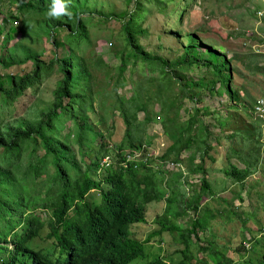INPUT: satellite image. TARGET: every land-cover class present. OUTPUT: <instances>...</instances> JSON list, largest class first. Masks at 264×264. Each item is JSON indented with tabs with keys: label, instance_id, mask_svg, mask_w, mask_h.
Returning a JSON list of instances; mask_svg holds the SVG:
<instances>
[{
	"label": "rangeland",
	"instance_id": "rangeland-1",
	"mask_svg": "<svg viewBox=\"0 0 264 264\" xmlns=\"http://www.w3.org/2000/svg\"><path fill=\"white\" fill-rule=\"evenodd\" d=\"M19 1L36 4L38 0H0V52L3 55L14 54L18 61L23 60L29 50L37 53L43 62L39 68L41 79L36 85L37 89L36 86L28 89L17 100L8 101L4 95H0V123L3 122L1 125L5 128L14 124L23 127L27 122H44L45 117L41 118V112L49 109L53 91L63 78L60 66L53 61H82L93 76L91 90H84L80 81L74 92L81 99L87 96V106L92 103L93 110L88 112L90 124L102 136L90 143L89 152L87 147H75L77 129L71 116L56 110L59 118L53 121V126L51 124L52 131L60 129L57 132L59 139L71 134L69 144L82 170V173L70 170L71 179L83 175L87 165L92 162L91 158L99 153L101 144L114 148L121 146L126 125L120 114V106L133 98L137 91L146 108L154 115V122L149 125L145 137L149 144L147 155L152 153L161 157L172 144L169 131H174L175 126L162 112L163 100L170 97L176 99L178 104H183L170 112L171 120L176 118L178 121L175 122L180 125L187 123L196 108H206V112L199 117L202 125L210 131L207 144L213 148L216 144L219 146L210 151L204 160L205 169L210 175L207 179L210 189H205L204 185L201 188L195 186L191 198L181 188L176 205L171 210L175 212L184 208V211L179 215L170 212L166 219L160 221L158 216L166 211L164 204L160 205L158 200L147 204L148 215L152 206H160L151 212V216L156 217L155 221L152 225H148L147 221L138 228L132 225L130 232L132 237L146 245L148 259H136L130 264H151L157 258L178 264L184 259L182 251H186L188 260L194 264L229 261L232 264H257L262 261L264 124L255 120L252 109L257 100L264 99V18L259 19L256 14L263 7L264 0H64L70 15H62L59 19L48 15L53 0H47L49 6L43 0L40 10H21L18 8ZM76 13H80L85 23L90 41H81L78 35L71 33L72 29L68 25L72 23L69 19ZM130 16H133L135 30L143 31L138 34L143 49L154 58L165 59L170 64L182 60L186 47L190 45L189 35H194L200 41L191 50L193 59H198L200 63L203 60L213 63L223 60L208 46L225 54L230 62L232 88L239 96V100L234 101V107L220 83L215 87L211 85V81L216 79L211 70L203 66H195L187 71L184 70L185 65L172 67L175 72L183 73L188 80L187 85L205 78L202 91L197 87L192 88L191 94L194 96L200 93V100L194 101L179 96L182 87L174 81L173 74L132 56L122 28ZM122 63L125 64L124 70L121 68ZM33 74V62L9 70L0 66V83L5 90H9L12 76L22 78ZM6 101L8 104H5ZM67 102L64 101V104ZM142 118L143 114L140 113L139 120ZM79 122H82V117ZM258 126L262 130L260 138ZM195 131L196 134L208 133L199 127ZM87 134V138H91L92 133ZM45 135L50 136L51 132H45ZM196 149L197 146H193L190 152L184 153L182 160L188 159L190 164L194 154L199 163L203 152ZM258 152L263 162L256 174L245 183L234 185L226 175L229 165L244 169L235 155L249 158L256 157ZM42 159L47 162V168L36 179L30 167H36ZM21 162L23 179H19L17 188L23 185L30 188L28 193L22 192L21 195L36 200L31 208L47 220L51 216V208L39 207L55 194L54 189L50 192L47 189L49 176L54 171L51 158L45 155L40 141L35 143L30 140L26 142ZM182 173L184 175L183 170ZM91 177L97 179L94 173ZM186 178L189 179L188 176ZM195 195L199 197L198 206L194 208L186 205ZM0 198L4 201L9 199L3 188L0 189ZM86 201L95 208L101 204L102 195L99 191H92ZM196 222H200V226L194 229ZM188 231L193 232L191 240L184 241L182 236ZM47 232L48 227L45 225L35 241L37 248H48L51 240L46 239ZM248 237L252 238L249 251L243 247ZM10 246L13 247L12 244Z\"/></svg>",
	"mask_w": 264,
	"mask_h": 264
},
{
	"label": "trees",
	"instance_id": "trees-1",
	"mask_svg": "<svg viewBox=\"0 0 264 264\" xmlns=\"http://www.w3.org/2000/svg\"><path fill=\"white\" fill-rule=\"evenodd\" d=\"M45 1L49 6L48 1ZM42 2L43 0H38L36 4H30L19 1L18 8L40 10ZM69 21L72 23L68 26L72 29L73 35H78L81 41H90L87 27L81 19L80 13L73 14ZM122 28L126 34L130 54L149 64L161 67L165 73L173 74L174 81L182 87L179 96L199 101L200 93L194 96L191 94L192 88L197 87L198 90H203L202 87L206 81L205 78H202L200 81L187 85L188 80L184 78L183 73L175 72L172 67L185 65L184 70L187 71L195 66H203L211 70L216 77L211 81V85L215 87L220 83L224 87V92L229 95V103L232 107H234V101L239 100L238 94L232 88L233 78L230 62L225 58V54L219 53L218 49L208 46L216 53V56L218 55V58L219 55L222 56L223 60H216V63L203 60L200 63L191 55V50L196 43L200 44V41L194 35H189L190 45L186 47L183 59L170 64L165 59L154 58L143 49L140 35H138L143 31L135 30L133 16H130ZM1 36L2 34L0 38ZM40 59L41 56L32 50H29L21 61L16 60L14 54L3 55L0 52V66L5 70L22 67L30 62H33L34 67L33 75L22 78L12 76V86L9 90H5L3 84L0 83V95H4L8 101L17 100L28 89L39 84L41 79L39 68L43 65ZM53 62L60 66L63 78L53 91V100L49 109L46 112H41V118L45 117V121L41 123L27 122L23 127L14 124L5 128L1 125L3 122L0 123V189L3 188L9 196L7 201L0 198V264H130L136 259L146 260L149 255L146 245L132 237L130 227L146 222L147 210L145 206L148 203L161 200L164 197L163 192L156 188L149 189V185L143 188L142 183L138 181L139 174L137 172L110 171L102 182L93 179L91 174H95L100 159L107 152L117 150L118 153H134L142 151L144 146L148 147L149 144L146 143L145 137L149 125L154 122V115L149 112L142 98L138 96L139 91L133 98L121 103L120 114L126 125L125 137L121 146L108 149L106 144H104L105 147L101 144L99 153H95V157L91 158L92 162L87 165L83 175L74 180L71 179L70 170L82 173L76 154L69 144L71 134L59 139L57 132L60 129L55 128V132H53L51 124L53 126V121L59 118L56 115V110L70 115V119L77 129L74 146L77 148L87 147L88 152L90 151V143L94 142L97 137L101 138L102 135L100 132H96L90 124L88 112L93 110L92 103L87 106L85 102L87 96L85 95L81 99L74 90L80 85V81H82L81 85L84 90H91L93 76L82 64V61L73 63L69 59L54 60ZM121 68L125 69L124 63L121 64ZM150 68L152 69V66ZM66 100L68 102L64 104ZM8 101L5 104H8ZM76 105L78 106L76 107ZM181 105L183 104H178L176 99L170 97L162 102V112L166 113L169 122L175 126L174 131L168 129L172 144L163 155V160H172L174 163L183 164L182 155L190 152L193 146H197L198 152H203L201 162L194 167H189L195 172L194 174L203 175L204 188L210 189L208 181L205 179L207 171L204 166L205 156H208L211 151L207 144L210 131L202 125L199 117L200 114L206 112V108H196L187 123L180 125L175 122L178 121L176 118L171 120L170 112L176 108L179 109ZM140 113L143 114L141 120H139ZM81 117L82 122H79ZM221 125L224 126V124ZM197 127L205 129V132L208 133L198 132L196 134ZM258 129L260 138L262 130L260 126ZM45 132H51V135L46 136ZM87 132L92 133L91 138H87ZM35 138L41 142L44 153L51 158L54 168L53 173L49 176L47 189L49 192L54 189L55 194L53 193L39 207L40 209L51 208V216L47 220L38 216L34 208H31L36 200L26 199L21 195L22 192L28 193L30 188L23 185L18 189L19 179H23V175H21L22 154L25 152L27 141L31 140L37 143ZM235 156L237 162L244 169H237L235 166L229 165L230 169L226 175L234 185L243 184L256 174L263 159H261L260 152L256 157ZM194 159L195 155L193 154L191 161L194 162ZM46 168L47 162L42 159L40 164L36 167L31 166L30 170L33 171L35 178L39 179ZM92 191H99L102 195L101 204L95 208H92L86 201L88 194ZM198 198L195 195L194 199L190 200V207L198 206ZM183 211L184 208L175 212L169 209L166 211V215L170 212L179 215ZM45 225L48 227L46 239L51 240V243L48 248L39 249L35 245V241L39 238L40 231ZM199 226L200 222H196L194 229ZM19 228H21L20 232H18ZM192 234V231H188L186 235L182 236V239L189 241ZM10 244L13 245L12 249ZM181 253L184 259L178 264H194L188 260L186 251ZM166 261L157 258L151 264H168ZM232 263L229 261V263L215 264ZM257 264H264V256L262 261Z\"/></svg>",
	"mask_w": 264,
	"mask_h": 264
},
{
	"label": "built area",
	"instance_id": "built-area-1",
	"mask_svg": "<svg viewBox=\"0 0 264 264\" xmlns=\"http://www.w3.org/2000/svg\"><path fill=\"white\" fill-rule=\"evenodd\" d=\"M259 19L264 18V5L262 8L256 12ZM252 115L255 120L264 124V99L257 100L252 109ZM113 147H108L112 149ZM149 147L144 146L143 150L140 152L134 153H118L117 150L107 152L103 155L99 162L98 170L96 171V176L100 179L107 174L109 171H141L143 169H148L155 171L157 174L168 173L181 174V184L184 191L189 196L192 195L193 187H202L203 177L201 176H192L184 168L182 164H177L172 161L163 160L164 156L159 157V155L149 154L147 155V150ZM166 166V169L164 167ZM184 171V175L182 173ZM186 176L189 177L186 178ZM191 192V193H190ZM246 249L250 248L248 242L244 243Z\"/></svg>",
	"mask_w": 264,
	"mask_h": 264
},
{
	"label": "crops",
	"instance_id": "crops-1",
	"mask_svg": "<svg viewBox=\"0 0 264 264\" xmlns=\"http://www.w3.org/2000/svg\"><path fill=\"white\" fill-rule=\"evenodd\" d=\"M11 44L12 43H10V45ZM208 147H210L211 151H212V150H215L216 148H218L219 146H218V144H216V147L213 148L212 146H209V144H208ZM192 162H193V160L190 162L191 164H188V159L184 160V163L186 164V166H187V168L189 170H191L190 167H194L197 164H199L201 162V158H200L199 163L196 161V159H194L193 163ZM205 170L207 171L206 176H205V179L207 180L210 175H209L208 169H205ZM190 172H191L192 176H202L203 177V175H201V174H194L195 172L193 170H191ZM138 174H139L138 181H140L142 183V187L143 188H146V186L149 185V189L156 188V189L160 190L161 192H163L164 197L161 200H159L158 203H160V205L164 204V207H165L166 211H168L174 205H176L177 195H179V191L178 190H180L182 188V186H181V175L179 173L171 174V175L167 176L166 174H168V173L157 174L155 172L145 171L144 170L143 173L139 172ZM159 179H163V180L161 181ZM168 194H169V196H168ZM151 203H154V202H151ZM151 203H148V204H151ZM189 203H190V201L186 202V205H188ZM189 206H190V204H189ZM159 207L160 206H157V205L152 206L149 215H148V211H147V220H146V222L148 221V225H152V222H154L155 218H156L154 216H151V212L156 211ZM166 211L162 215L158 216V221H160L161 219H165L166 218V216H167L166 215ZM144 223L145 222L135 224L134 228H138L141 225H143ZM166 262L168 264H170V261L167 260Z\"/></svg>",
	"mask_w": 264,
	"mask_h": 264
},
{
	"label": "clouds",
	"instance_id": "clouds-1",
	"mask_svg": "<svg viewBox=\"0 0 264 264\" xmlns=\"http://www.w3.org/2000/svg\"><path fill=\"white\" fill-rule=\"evenodd\" d=\"M68 6H67V4L66 3H64V0H53V5L51 6V9H50V11H49V13H48V15H49V17L50 18H54V19H59L62 15H70V13L68 12ZM101 160V159H100ZM100 162V161H99ZM99 166V165H98ZM97 170H98V168H97ZM96 170V171H97ZM151 171V172H155V171H152V170H148V169H143V170H141V171H137V173H139V172H143V171ZM118 171H121V170H118ZM110 172V171H109ZM109 172H107V174L109 173ZM126 172H128V171H126ZM131 172V171H130ZM133 172H135V171H133ZM156 173V172H155ZM106 174V175H107ZM174 174H176V173H174ZM105 175V176H106ZM181 175V174H180ZM190 175H191V173H190ZM95 176H96V172H95ZM105 176H103L102 178H98L97 176V180L98 181H100V182H102L103 180H104V177ZM203 181H204V178H203ZM203 185V184H202ZM181 186H182V184H181ZM182 190H183V192L185 193V191H184V189H183V187H182ZM186 194V193H185ZM193 195V194H192ZM192 195H190V196H187V194H186V196L187 197H191ZM168 196H169V194H168ZM167 196V197H168ZM192 198V197H191ZM189 200H191V199H189ZM146 220H147V217H146ZM263 232H264V229H263ZM262 235V234H261ZM259 237H261V236H259ZM251 241H252V238L251 237H248L247 238V240H245L244 242H243V247H244V249L245 250H247V251H249V250H251ZM245 242H248L249 244H250V248L249 249H246L245 248V246H244V243ZM10 248L12 249L13 247H11L10 246ZM147 249V248H146ZM147 252H148V250H147Z\"/></svg>",
	"mask_w": 264,
	"mask_h": 264
}]
</instances>
